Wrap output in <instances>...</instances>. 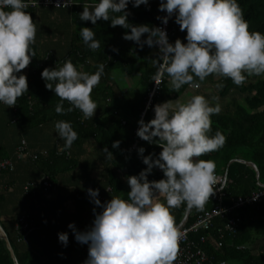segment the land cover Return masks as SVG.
Listing matches in <instances>:
<instances>
[{"label":"clouds","instance_id":"1","mask_svg":"<svg viewBox=\"0 0 264 264\" xmlns=\"http://www.w3.org/2000/svg\"><path fill=\"white\" fill-rule=\"evenodd\" d=\"M144 5L150 10V0H93L83 5L81 21H110V27L120 26L126 31L122 39L134 42L140 50L145 46L158 48L152 58L156 69L152 76L158 86L165 75L174 91L188 85L199 90L201 83L211 75L231 79L237 86L248 76L264 75V33L249 31V23L237 0H159L158 11L165 13L156 19L163 27L129 22L128 11ZM56 7H69L57 2ZM26 0H0V104L14 107L17 99L29 91L26 74L22 70L32 63L35 53L36 23L26 12ZM169 21H174L184 41L170 42L166 31ZM80 36L91 50L100 48L95 32L83 27ZM142 39V37H145ZM118 53V49L112 48ZM103 64L94 73L79 71L71 59L55 68H45L41 78L46 89L60 98L55 111L65 115L79 110L85 119H93L98 108L92 99L93 89L104 75ZM218 88L222 85H217ZM191 95L156 104L150 121L138 120L136 136L161 151L145 155L146 149L136 151L145 169L138 175L127 176L130 188L127 199L111 196L103 203L100 190H86L89 202L94 205V219L84 230L75 223L68 224L74 239L87 245L88 255L83 264H174L182 238L181 225L176 223L171 209L186 204L187 209L203 210L205 204L218 191V177L214 160L199 159L218 151L226 142L219 130L210 135L213 115L222 108L219 97ZM64 101L70 107L65 109ZM55 130L70 149L78 134L72 124L60 120ZM121 141L111 147L120 148ZM106 159H114L108 147L102 150ZM154 170L163 178L150 181ZM222 190V189H219ZM99 209V211H98ZM58 242L67 247L69 235L58 233Z\"/></svg>","mask_w":264,"mask_h":264},{"label":"trees","instance_id":"2","mask_svg":"<svg viewBox=\"0 0 264 264\" xmlns=\"http://www.w3.org/2000/svg\"><path fill=\"white\" fill-rule=\"evenodd\" d=\"M92 2L93 0H87L85 3L76 2L78 5L60 10L72 11L71 16L75 27L67 59H71L78 70L83 66L84 71L89 73H94L99 64L105 66L104 75L99 85L91 93L92 99L98 105L93 119H85L79 110H73L65 115L56 113L55 108L60 103V98L54 92L46 89L41 72L45 68H55L58 61L54 55L42 57L35 44L31 46L35 55L32 63L28 66L30 71L29 91L17 99L16 111L10 108L14 114L13 124L17 125L23 133L64 120L70 122L73 130L78 134V139L72 145L75 146L74 148L80 150L84 143L92 140L98 144L101 150L108 147L114 156V159H111L112 166L108 171V185L114 190L113 196H118L121 192L128 193L130 191L129 187L126 188L124 177L138 175L146 168L138 158L136 150L139 147H144L145 155L153 152L158 154L161 151L158 146L149 145L136 136L137 122L141 119V114L144 113L143 119L146 122L150 121L154 117L153 106L182 97L189 90V86L184 85L178 91H174L169 78L165 75L161 91L154 97L147 110L155 83L152 76L156 71L151 59L154 58V53L158 51V48L145 46L143 50H140L134 42L122 39L123 34L130 30H125L120 26L112 28L110 21H98L96 25H92L90 21H81L79 14L83 11V5ZM237 2L244 13L245 20L249 23V31L264 33V0H237ZM158 5L159 0H150V10H148L144 5L133 8L129 4L128 11L132 13L128 18L129 22L136 25L157 26L159 21L156 17L162 14L158 11ZM25 11L31 13L33 9H25ZM83 27H88L95 32V38L100 41L99 49L91 50L84 44L80 36V29ZM185 35L186 32H182L172 42L174 43L178 38L184 41ZM144 38L146 36L142 37V39ZM112 48L118 49V53L113 52ZM116 72H122L127 76H138L140 78L138 86L127 93L120 89V94H117V84L113 76ZM207 83H212L214 88L217 85H222L216 89L219 100L231 98L232 102L218 115L211 117L210 135H214L217 130L221 131L226 136L225 144L218 151L207 153L199 159L214 160L216 163L215 172L227 175L224 204L230 206L239 198L247 197L264 187V75L248 76L246 81L239 86L234 84L231 79L215 75L207 77L201 86ZM238 98H242L243 103L239 102ZM64 107L65 109L70 107L67 101H64ZM115 141H121L119 149L111 147ZM137 141L139 143L135 148ZM70 152L71 149H68L61 153L58 148H55L52 152H48L49 154L46 152L47 156H42L35 162V164H41L43 177H49L52 182L49 193L60 174L77 168L78 159L69 155ZM4 159L6 158L0 155V160ZM234 160L255 164L260 172V177H257L253 167L239 161L232 163ZM10 173L13 172L0 173V175ZM162 178L163 174L160 170H154L153 174L148 177L150 181H158ZM33 191L43 192L42 189L37 188L28 194ZM2 200L0 197V201ZM81 205L82 207H88V205L91 207L93 204L86 201ZM181 207L182 212L187 209L186 204H182ZM210 208L212 205L207 202L203 210H198L197 214ZM194 209L196 208H192V210ZM238 216L241 218V224L237 235L228 236L224 247L220 250L214 241L200 244L199 235H192L191 239L196 241L197 245L216 261H225L228 264H264V205L246 206L238 211ZM194 220L195 218H190L188 224ZM223 226V220L216 221V228L212 232L215 237L218 235L216 230ZM11 244L19 264L40 263V256L36 251L28 249L24 245H18L12 240ZM239 247L245 249L239 250ZM0 264H15L1 236Z\"/></svg>","mask_w":264,"mask_h":264},{"label":"crops","instance_id":"3","mask_svg":"<svg viewBox=\"0 0 264 264\" xmlns=\"http://www.w3.org/2000/svg\"><path fill=\"white\" fill-rule=\"evenodd\" d=\"M74 1L85 3L87 0ZM71 14L72 11L48 8L31 11L33 21L36 23L34 44L39 48L42 57L54 55L58 66L67 60L70 52L75 31ZM79 71H84V67L82 66ZM22 72L26 74L30 83L29 69ZM113 76L118 86L117 94H120V89L126 93L135 89L140 80L138 76H127L122 72H116ZM209 88L213 91H206ZM216 89L212 83H207L199 90L189 89L182 97L204 95L214 104L216 101L212 98L218 96ZM13 120V110L7 105L0 104V155L3 158L13 157L17 147L24 140L28 143L29 151L39 156V159L42 157L41 153H50L55 148L61 153L68 151L64 148L65 142L56 132L54 123L23 133L13 124ZM74 147L71 146L69 155L77 157V168L60 174L49 194L40 191L26 194L24 191L27 183L42 180L43 171L40 163L19 161L16 162L15 172L0 175V197L3 199L0 201V225L8 234L10 241L36 251L40 256L39 264H83L88 255V247L77 243L67 226L75 223L78 230L84 231L94 219L92 207L81 205L89 201L86 190L99 189L102 195L109 187L108 171L112 166V160L105 158V154L93 140L84 143L80 150ZM236 161L238 160L232 163ZM124 182L126 188L129 187L126 179ZM118 196L127 199V192H121ZM197 213L196 209H185L182 212L181 206L171 209L176 223L182 227L190 218H195ZM23 216L30 221L28 222L31 230L27 232H20L17 227L18 220ZM61 232H67L69 235L66 248L58 242L57 234ZM19 238H23V242H18Z\"/></svg>","mask_w":264,"mask_h":264},{"label":"built area","instance_id":"4","mask_svg":"<svg viewBox=\"0 0 264 264\" xmlns=\"http://www.w3.org/2000/svg\"><path fill=\"white\" fill-rule=\"evenodd\" d=\"M28 7L26 9H39V8H54L66 10L78 5L74 0H66L70 5L69 7H56V3L59 2L63 4V0H40V1H26ZM165 15L162 13L161 16ZM159 27H163L160 22L157 24ZM166 31L169 37V41L172 42L182 32L179 30V26L174 23V21H169ZM164 79V78H163ZM163 82V81H162ZM162 89V83L158 86L154 83V88L150 94L149 102L147 104V110L150 108L154 97L159 94ZM16 111V107H11ZM139 141L136 142L135 148L137 147ZM41 156H47L46 152L41 153ZM39 156L31 153L29 151L27 141H22L21 144L16 149L14 156L0 160V173L14 172L16 169V162L28 160L32 163L37 162ZM218 177V191L212 197H210L209 205L212 208L202 211L197 214L195 220L190 224H185L181 227L182 238L179 240V252L177 260L174 264H228L225 261H216L211 258L200 246L197 245L196 241L191 239L192 235L200 236V244H207L209 241H214L217 248L220 250L225 245V240L229 236H236L241 224V218L238 216V211L246 206H253L256 204L264 205V187L252 193L247 197L239 198L233 205L227 206L224 204L225 193L224 189L227 184L226 176L223 174L216 173ZM52 187V182L50 178L45 176L39 182H30L25 185V193L28 194L31 190L40 188L43 190L44 194H48L50 188ZM222 189V190H219ZM114 195V190L109 187L107 188L104 195L99 196V199L103 203L104 201L110 200L111 196ZM92 209L94 205L91 206ZM223 220V228L216 230L217 237L212 233L216 228V221ZM18 230L28 231L30 228L28 219L26 216L21 217L17 222ZM23 238H19L18 242H23ZM239 250H244V247H239Z\"/></svg>","mask_w":264,"mask_h":264},{"label":"water","instance_id":"5","mask_svg":"<svg viewBox=\"0 0 264 264\" xmlns=\"http://www.w3.org/2000/svg\"><path fill=\"white\" fill-rule=\"evenodd\" d=\"M239 162H242L244 164H247V165L253 167L255 169L256 173H257V177L258 178L260 177V172H259V170H258V168H257V166L255 164H253V163H247V162H244V161H239ZM225 176H226V179H227V175H225ZM0 236L5 241L6 246H7L8 250H9V252L11 254V257L15 261V264H19V262L17 260V257H16V254L14 252V249L12 247L11 241H10V239L8 237V234L6 233V231L3 229V227L1 225H0Z\"/></svg>","mask_w":264,"mask_h":264},{"label":"rangeland","instance_id":"6","mask_svg":"<svg viewBox=\"0 0 264 264\" xmlns=\"http://www.w3.org/2000/svg\"><path fill=\"white\" fill-rule=\"evenodd\" d=\"M206 91H213V89L212 88H209ZM238 99H239V102L243 103V99L242 98H238ZM218 102L221 105V108L223 110L226 106H230L231 105L232 99L231 98H227L225 100H219Z\"/></svg>","mask_w":264,"mask_h":264}]
</instances>
